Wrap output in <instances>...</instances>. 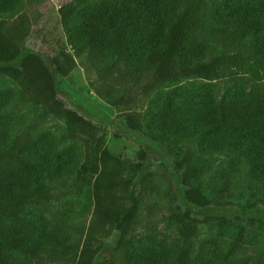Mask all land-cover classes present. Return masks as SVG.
I'll list each match as a JSON object with an SVG mask.
<instances>
[{
  "label": "trees",
  "instance_id": "trees-1",
  "mask_svg": "<svg viewBox=\"0 0 264 264\" xmlns=\"http://www.w3.org/2000/svg\"><path fill=\"white\" fill-rule=\"evenodd\" d=\"M25 6L26 0H0V14L15 16ZM58 17L62 40L50 64L28 47L34 31L22 33L18 20L0 19V76L13 84L0 88V264L61 262L77 251L71 223L79 214L69 197L89 180L100 145L90 146L83 171L80 148L65 145L68 135L38 134L30 115L20 111L44 104L68 119L70 130L83 131L85 122L56 100L58 80L78 66L92 88L113 76L129 86L117 104L120 115L101 114L99 120L138 140L148 155L158 154L177 203L187 210L208 204L199 188L187 184L203 182L210 166L196 164L192 153L180 159L169 152L197 137L205 156L227 157L219 185H212L219 200L233 197L236 175L246 172L251 191L259 187L251 194L259 203L249 208L264 212V0H70ZM89 127L94 142L96 128ZM78 173L81 183L72 181ZM152 181L141 168L139 191L127 195L105 264H264L260 255L238 258L254 243L244 228L226 253L216 243L196 253L198 223L175 213L166 220L179 227V238L170 244L159 239L155 219L162 210L142 212ZM140 226L147 234L137 241Z\"/></svg>",
  "mask_w": 264,
  "mask_h": 264
},
{
  "label": "rangeland",
  "instance_id": "rangeland-1",
  "mask_svg": "<svg viewBox=\"0 0 264 264\" xmlns=\"http://www.w3.org/2000/svg\"><path fill=\"white\" fill-rule=\"evenodd\" d=\"M69 2L70 0H26L22 13L15 16L0 14V19L18 20L16 27L22 33L34 31L33 41L28 47L36 50L50 64L58 52L57 41L59 40L61 44L62 40L58 10ZM67 50L71 53L70 47ZM187 82L183 81L180 85L189 84ZM11 86L13 84L9 78L0 76V88ZM128 91L129 86L122 84L114 76L105 84L92 88L81 66L67 78L59 79L56 100L72 115L85 122L83 131L70 130V121L54 116L51 109L44 104L22 105L20 113L30 115L29 123L37 124L38 134L50 132L59 137L68 135L69 139L65 145L75 144L80 148L83 171L91 159L90 146L93 143L100 145L93 169L89 173V180L83 181L80 173L72 180L78 183L83 181L80 194L69 197L72 201L71 206L76 210L74 212L79 214L71 223L77 251L61 262L43 258L35 259L34 264H105L111 255L113 230L120 225L128 206L127 195L132 188L139 191L140 186L137 187L136 184L141 168L147 169L153 175L152 190L142 212L145 215L144 209L149 206H156L162 210L160 212L158 209L159 215L155 219L156 235L159 239L170 244L179 238V227L166 220L170 215L178 213L198 223V235L194 239L196 253L201 251V248H213L215 243L223 249V253H226L234 236L244 228L247 237H254L251 240L254 243H248L245 251L238 252V258L249 257L255 261L260 255L264 260V222L262 223L264 212L252 211L249 208L259 203L257 199L251 198V194L258 192L259 187L253 185L251 191L248 174L246 172L237 174L231 191L233 197L220 201L212 185L214 183L219 185L220 172L228 164L227 157L205 156L199 149L198 138L195 137L181 144L169 146V152L180 159L192 153L196 164L210 166L209 174L200 180L203 182L192 180L187 184V188L192 191L199 188L202 195L207 198L208 204L206 207H192L191 210H187L177 203L174 182L160 165L158 154L148 155L138 140L131 139L126 136L127 134L117 133L99 120L98 116L101 114L117 118L120 115L118 101ZM89 126L96 128L94 142ZM69 131L72 133L69 134ZM99 138L102 140L97 141ZM260 194L261 192L257 195ZM146 234V226H140L133 239L140 241Z\"/></svg>",
  "mask_w": 264,
  "mask_h": 264
}]
</instances>
